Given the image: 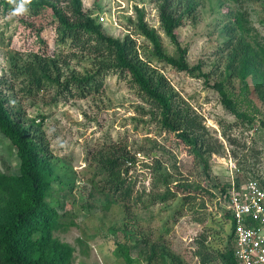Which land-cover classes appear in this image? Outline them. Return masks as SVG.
I'll use <instances>...</instances> for the list:
<instances>
[{"label": "rangeland", "instance_id": "1", "mask_svg": "<svg viewBox=\"0 0 264 264\" xmlns=\"http://www.w3.org/2000/svg\"><path fill=\"white\" fill-rule=\"evenodd\" d=\"M57 1L61 8L66 6L65 0ZM159 4V0H83L84 10L98 18L107 34L132 35L141 57L151 60L179 100L200 116L211 142L209 174L175 133L161 128L154 108L130 76L110 69L96 76L101 82L98 90L85 95L76 90L73 79L95 74L103 60L86 43L62 40L50 8L34 15L27 7L14 14L18 5L9 10L0 6V93L48 144L55 172L62 178L53 182L49 196L60 213L61 224L53 234L75 248L72 264H127L120 254L127 248L132 264H224L219 258L202 263L195 254L202 234L215 254L228 244L230 221L225 218L221 188L236 179L264 181V84L257 87L250 80L251 123L227 110L215 87L224 78L229 27L236 26V35L255 47H264V0H194L195 11L176 29L194 69L188 71L159 61L136 27L139 8L148 26L160 35L164 51L178 56L161 26ZM238 13L243 16L241 29L234 19ZM40 62L49 63L45 67L51 78L43 77L38 88L33 72L41 75ZM70 80L71 89L65 87ZM232 82L239 91L241 81ZM114 147L132 158L123 167L128 168L135 199L141 200L130 212L108 195L112 190L101 158ZM19 163L17 149L0 131V168L16 174ZM156 167L168 180L159 191L170 186L181 197L184 191L177 186L189 184L197 197L184 199L179 206L175 198L153 202L149 193ZM152 244L164 258L151 260Z\"/></svg>", "mask_w": 264, "mask_h": 264}, {"label": "trees", "instance_id": "2", "mask_svg": "<svg viewBox=\"0 0 264 264\" xmlns=\"http://www.w3.org/2000/svg\"><path fill=\"white\" fill-rule=\"evenodd\" d=\"M159 1L161 26L176 45L179 55H169L164 51L160 35L148 26L144 11L139 8L136 27L150 41L154 55L159 61L179 71L194 70L186 60L187 49L180 44L176 33L184 17L195 11L194 0ZM57 2V0H0V6L4 10H9L14 9L16 5L24 4L34 15L50 8L57 19L56 31L62 40L71 38L73 41L86 43L93 47L103 60L95 74L73 79L76 90L81 95L98 90L101 82L98 84L96 76L110 69L130 76L141 97L154 108L161 128L166 132L175 133L209 174V155L212 151L206 125L194 110L179 100L166 75L153 66L151 60L141 57L137 40L130 34L124 38L107 34L98 18L92 17L84 10L83 0H65L67 3L64 8ZM242 17V13H238L234 18L240 29L243 28ZM43 30L40 29L39 32ZM236 31V26L229 27V39L225 42L227 63L224 78L218 81L215 87L226 109L236 117L247 119L251 123L252 101L247 95L251 88L250 80L257 87L264 84V47H255L244 36L238 37ZM48 64L41 62L38 64L37 70L41 75L37 76L36 70L33 72V81L38 88L43 86V77L51 78L45 67ZM198 68L200 67H195ZM233 78L241 81L239 91L234 89ZM71 82L72 80L68 81L65 87L71 89ZM17 112L10 108L7 98L0 93V131L17 149L20 160L19 172L16 174L0 168V264H72L75 248L53 234L61 224L60 213L49 196L53 191V182L62 178L55 172L56 164L51 160L48 144L37 133L38 130L33 129L34 124L26 126ZM131 159L128 152L118 147L110 149L101 158L102 168L108 174L107 182L112 190V194H107L114 197L111 202L120 204L124 212H130L141 200V197L135 199L128 168L123 167ZM159 169L155 168L154 188L149 193L153 196V202H165L175 198L179 206L184 199L188 201L197 197L191 193L189 184L177 186L182 187L184 191L181 197L177 191L173 192L170 186H167L165 192L159 191L161 183L168 184L167 177ZM247 180L236 179V183L241 185ZM258 180L264 184L263 180ZM228 186L226 184L221 188L224 195ZM211 195L214 196L213 193ZM225 218L230 221L231 232L228 244L217 254L208 246V239L204 234L198 237L195 254L202 263L219 258L224 264H239L234 253V225L231 215L226 210ZM151 250V260L159 255L161 258L165 257L164 253L159 254L156 245L152 244ZM120 254L127 264L133 263L128 248L120 250Z\"/></svg>", "mask_w": 264, "mask_h": 264}, {"label": "built area", "instance_id": "3", "mask_svg": "<svg viewBox=\"0 0 264 264\" xmlns=\"http://www.w3.org/2000/svg\"><path fill=\"white\" fill-rule=\"evenodd\" d=\"M224 199L234 225V253L239 264H264V184L248 179L237 185L233 180Z\"/></svg>", "mask_w": 264, "mask_h": 264}, {"label": "clouds", "instance_id": "4", "mask_svg": "<svg viewBox=\"0 0 264 264\" xmlns=\"http://www.w3.org/2000/svg\"><path fill=\"white\" fill-rule=\"evenodd\" d=\"M24 11H26V8H25L24 4H20V5H18V7L14 10V14H15V13L24 12Z\"/></svg>", "mask_w": 264, "mask_h": 264}]
</instances>
